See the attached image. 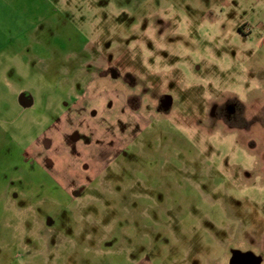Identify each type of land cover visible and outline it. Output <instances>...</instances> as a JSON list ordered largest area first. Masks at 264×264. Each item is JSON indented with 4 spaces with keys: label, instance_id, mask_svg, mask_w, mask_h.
Wrapping results in <instances>:
<instances>
[{
    "label": "rangeland",
    "instance_id": "374dc122",
    "mask_svg": "<svg viewBox=\"0 0 264 264\" xmlns=\"http://www.w3.org/2000/svg\"><path fill=\"white\" fill-rule=\"evenodd\" d=\"M236 253L264 264V0H3L0 264Z\"/></svg>",
    "mask_w": 264,
    "mask_h": 264
},
{
    "label": "water",
    "instance_id": "95a60500",
    "mask_svg": "<svg viewBox=\"0 0 264 264\" xmlns=\"http://www.w3.org/2000/svg\"><path fill=\"white\" fill-rule=\"evenodd\" d=\"M23 97H25V96L22 95V96L20 97V99H21V100H19L20 102L23 100ZM168 105H170V101H169V100L165 101V103H164V105H163V108L168 107ZM234 259H235V260L237 259V253H236V255L232 258V260H231V264H235V263H236V262H235V263L233 262ZM243 264H244V263H243Z\"/></svg>",
    "mask_w": 264,
    "mask_h": 264
},
{
    "label": "flooded vegetation",
    "instance_id": "af4514ba",
    "mask_svg": "<svg viewBox=\"0 0 264 264\" xmlns=\"http://www.w3.org/2000/svg\"><path fill=\"white\" fill-rule=\"evenodd\" d=\"M224 111H226L225 109L223 110V108L222 109H220V112H219V109H216L215 111H212V117L214 118V117H216V116H223V113H224ZM215 113V115L213 116V114ZM236 113V112H235ZM233 116V115H232ZM232 116H230V117H232ZM224 117V116H223ZM233 118V117H232Z\"/></svg>",
    "mask_w": 264,
    "mask_h": 264
},
{
    "label": "snow or ice",
    "instance_id": "6c2138e0",
    "mask_svg": "<svg viewBox=\"0 0 264 264\" xmlns=\"http://www.w3.org/2000/svg\"><path fill=\"white\" fill-rule=\"evenodd\" d=\"M3 6V0H0V7Z\"/></svg>",
    "mask_w": 264,
    "mask_h": 264
},
{
    "label": "crops",
    "instance_id": "0c3cea01",
    "mask_svg": "<svg viewBox=\"0 0 264 264\" xmlns=\"http://www.w3.org/2000/svg\"><path fill=\"white\" fill-rule=\"evenodd\" d=\"M140 264H150V263H147L146 261H144V262H142V263H140Z\"/></svg>",
    "mask_w": 264,
    "mask_h": 264
}]
</instances>
